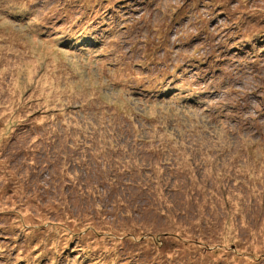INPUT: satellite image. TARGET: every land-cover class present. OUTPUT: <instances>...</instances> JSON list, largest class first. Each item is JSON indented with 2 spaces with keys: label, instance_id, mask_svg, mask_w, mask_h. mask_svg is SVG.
Instances as JSON below:
<instances>
[{
  "label": "rangeland",
  "instance_id": "rangeland-1",
  "mask_svg": "<svg viewBox=\"0 0 264 264\" xmlns=\"http://www.w3.org/2000/svg\"><path fill=\"white\" fill-rule=\"evenodd\" d=\"M213 1L0 0V264H264V0Z\"/></svg>",
  "mask_w": 264,
  "mask_h": 264
},
{
  "label": "trees",
  "instance_id": "trees-1",
  "mask_svg": "<svg viewBox=\"0 0 264 264\" xmlns=\"http://www.w3.org/2000/svg\"><path fill=\"white\" fill-rule=\"evenodd\" d=\"M216 1H222V0H214L212 3H213V5L215 6L216 4L218 5V3L216 2ZM213 6V7H214ZM225 6V8L227 7H229L228 6V4H225V2L222 4V5H218V7H224ZM125 7V6H124ZM251 13L252 12H248L247 14H248V16L249 17H251L252 15H251ZM253 18V17H252ZM256 23H259V22H256ZM79 28V26L78 27H76V26H74V27H68V31H69V34H73L72 35V37L74 36V30L75 29H78ZM78 32L80 33L79 35H80V38L77 40V41H79V42H89V43H91V42H93V39L94 38H92L91 36H90V34H88V32H86L84 29H82L81 31L80 30H78ZM82 32V33H81ZM86 34H88V36H86ZM70 38L71 40H76L75 38ZM87 37H89V38H87ZM97 247H98V244H97ZM131 252H133V253H135L134 252V250L133 251H131ZM137 252V251H136ZM140 255V254H139ZM140 259H142V257H141V255H140ZM109 260V256L108 255H106V254H102V257H101V261H99L98 260V262H102V263H104V262H107ZM94 264H97V262H93ZM138 263H140V264H142V261H140V260H138Z\"/></svg>",
  "mask_w": 264,
  "mask_h": 264
}]
</instances>
